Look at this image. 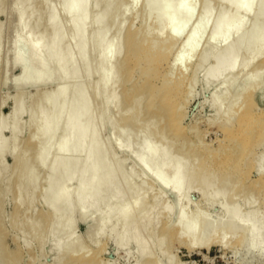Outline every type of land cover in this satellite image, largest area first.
<instances>
[{
	"label": "bare ground",
	"instance_id": "bare-ground-1",
	"mask_svg": "<svg viewBox=\"0 0 264 264\" xmlns=\"http://www.w3.org/2000/svg\"><path fill=\"white\" fill-rule=\"evenodd\" d=\"M3 1L0 0V15L4 14L2 9L5 10ZM110 1L69 0L59 12V7L53 2L50 4V0H10L8 11L18 13L13 22L16 32L9 49L10 63L20 68L19 77L11 81L15 86L29 83L38 86L31 95L16 91L11 97L9 114L0 117V264H15L21 260L20 249L9 253L4 245L7 224L13 230L26 225L25 231H21L19 238L14 237V241H20L25 248L35 243L39 251L35 258H43V247L46 242H51L57 264H103L98 259L103 252L102 244L90 256L88 250L85 252L83 239L97 245L105 233L118 249L132 247L135 264L169 262L171 257L166 253L171 238L189 248L197 244L199 228L211 222L206 214L198 213L199 206L206 204L218 208V223L212 225V233L203 245L208 247L217 243L224 247L230 241L226 236L231 231L238 234L234 237L236 243L245 242L250 249L257 248L264 253V216L259 212L264 198L261 203L252 200L256 198H253L254 194H261L255 187H261L264 192V150L255 153L256 148L264 147V108L259 112L255 110L264 107L261 105L264 89L259 87L261 75L258 73L264 71V60L247 73L257 51L264 50V32L256 39L253 32L255 24L264 22V11L262 15L257 12L246 32L245 39L255 41L250 52L234 58V49L239 46L235 41L225 49L220 47L213 51L217 44L227 39L226 31L236 12L241 11L242 23L264 6L263 0L255 4L249 0H217L212 5L210 0H201L196 17L195 0H143L142 15L146 20L153 17L154 24H149L150 29L147 24L146 30H132L129 23L126 34H123L126 19L121 16L122 11L134 7L138 0H112L114 4L108 8ZM224 1L229 8L225 11L227 14L208 33L209 36H203L206 46L198 51L202 34L196 30L199 35L196 36L193 28L201 32L200 29L206 27V17ZM56 2L62 5L61 0ZM175 3L181 5V11L169 9ZM94 8L99 10L93 13ZM182 10L187 12L183 21ZM60 16L66 17L64 26L56 22ZM190 23L193 28L188 30ZM72 27L76 30L67 34V45L79 43L78 48L69 52L65 45L56 51L59 38ZM3 29L0 25V35ZM91 36L94 37L92 41ZM92 46H96L97 54L92 60L89 58L96 51L88 55L85 64L87 69L97 66L96 81L91 83L93 86L89 85L79 73L82 89L72 98L68 97L69 68ZM121 46L125 47L123 51ZM52 62L56 63L54 67ZM240 62L242 69L235 71ZM203 66L202 81L206 87L218 81L222 83L221 78H225L222 83L225 92L214 98L210 105L214 115L212 122L218 119L226 122L235 117L237 125L225 131V146L220 145L222 148H215L214 152L208 151L197 138L198 134L193 135L198 146L190 141L183 145L182 140L180 149L171 151L174 143L171 138L168 140V135L177 140L194 131L183 125V109L191 95L189 85L194 81L195 72ZM120 72L123 74L118 79ZM56 79L60 83L50 92L38 88ZM240 79L244 80L242 88L233 92ZM90 97L96 99L93 101L96 105L82 111L83 103ZM52 98H59L61 104L70 103L71 108L53 117L56 106L49 104ZM25 114L23 122L21 116ZM78 114L80 118L76 120ZM85 118H89L86 129L81 123ZM61 119L65 121L64 131L57 147L50 150L56 136L54 128ZM99 122L100 126L102 122L109 125L108 137L102 138L104 126L99 129ZM27 128L33 131L22 142L20 136ZM3 131L10 133L8 138L1 136ZM38 136H42L40 140H37ZM5 154L12 158L10 165L3 162ZM128 161L139 169L136 170L133 163L126 167ZM99 162L103 163L101 172H97ZM45 168L48 174L45 173V183L41 178L44 185L39 188L37 182ZM250 169L256 170L257 181L249 180ZM65 170L70 173L64 183L52 186L54 180L64 178ZM167 178H171L169 186ZM149 181L171 195L173 205L160 204L158 189V194L147 197ZM241 182H249L250 186H240ZM190 191L198 193L200 199L188 215L186 207ZM9 200L14 202L15 208L6 216L3 208ZM89 200H94L93 204L88 205ZM38 204L43 210L34 217ZM171 207L175 211L173 223H170ZM98 209H101L100 213ZM224 218L228 222L224 227L228 233L220 232V229V233L215 232ZM78 222L86 225L83 237L74 236ZM199 223H202L200 227ZM233 235L229 234L230 237Z\"/></svg>",
	"mask_w": 264,
	"mask_h": 264
},
{
	"label": "rangeland",
	"instance_id": "rangeland-1",
	"mask_svg": "<svg viewBox=\"0 0 264 264\" xmlns=\"http://www.w3.org/2000/svg\"><path fill=\"white\" fill-rule=\"evenodd\" d=\"M5 1L2 2V4L5 5V7H4L5 10L2 9L4 11V14L2 13L0 15V25L4 28L3 33L0 35V77L2 78L1 79L2 82L0 83V117L7 116L9 114V112L11 110V97L16 93V91H23L24 93L31 95L35 92V89H37V86H38L34 83H29V84L21 85V86H15L14 83L11 81V80L15 79L16 77H19V75H20V68L17 66L14 67L10 63L11 54L9 52V49L11 47V39H12L14 33L16 32V28L13 26V22L18 17V13L16 11L9 12L8 10H9L10 0H5ZM61 1H62V5H60L59 2H58V4H59L58 5L56 0H50V4L53 2L54 5L59 7V8H57L58 11L62 12L64 5L69 0H61ZM195 1L197 3L196 4L197 8L195 7V9H194L195 13L194 12L193 13L196 17L200 11L199 6L201 5V3H200L201 0H198V2H197V0H195ZM216 1L217 0H210L209 4L212 5ZM249 1L251 4H255L259 0H249ZM226 2L227 1L222 2L220 4V7L217 10L210 12V14L206 17V27L204 29H200L201 32L198 30V28L194 29L193 26H191V23H190L189 27H187L188 30L193 28V32L196 36L198 35V33H196V30L202 34V36H200V38H201L200 40L202 41L201 43L203 45L200 42H198V46H199V47L197 46L199 48L198 51L206 46V44L204 43V40H202V39H204L205 36H209L208 33L211 32L215 28V26H217V24L221 21V19L225 16V14H227V13H225V11H226V9L228 10L229 8L225 6V4L227 5ZM138 3H139V5H138ZM113 4L114 3L111 0L108 3V8L112 7ZM142 4H143V0H140V1L138 0L137 4L134 7H128V8L123 9L122 13L124 12L126 14L125 15L123 13L121 15L126 19V20H124V21H126L125 22L126 24L124 23L125 26H124L123 34H126L127 30L129 29L128 28L129 23H130V26H132V30H139L140 28H141L140 30H143V28H144V30H146L147 29L146 27L149 26V24L151 25L154 22V21L152 22L153 17L149 18L148 20H146L144 18V15H142L143 14ZM6 5H7V8H6ZM263 5H264V0H263ZM2 8H3V5H2ZM169 9L174 10V11L175 10L181 11L182 7L179 3H175V4H172ZM98 10L99 9L94 8L93 13L97 12ZM263 11H264V6L261 9H258V11H256L255 15L253 13H251L249 15V17H247V19L242 23L240 22V18L242 17L241 16L242 13H241V11H237L236 15H235L236 17L232 20L233 21L232 24L228 27V29L226 31L227 32V39L220 42L219 44H217L213 48V51H215V50L217 51L218 49H220V47L221 48H224L225 46L228 47L229 45H231V42L233 44V42L235 41V42L239 43V46L236 47L237 48L236 50L234 49V53H235L233 56L234 58H238V57L240 58L243 53L250 52V50H252L254 48V42L255 41L254 40L249 41V40L245 39V37H246L245 35H246L247 30L253 24L255 17L257 16V12H260V15H262L261 12H263ZM182 13H183V15L181 17L182 18L181 20L183 21V18H185L187 16V12L185 10H182ZM135 18H136V21H135ZM65 21H66L65 16H60L56 20L57 24L60 26H64L65 24H63V23H65ZM147 22H149V23H147ZM151 26H153V25H151ZM151 26H149L148 29H150ZM190 26H191V28H190ZM75 30H76V28L72 27V28H69L63 32V35L61 36V38H59L57 47L55 49L56 51L59 50L60 48L64 47L65 45H67V37H66L67 34L70 31L73 32ZM253 32L255 33V39H256L261 33L264 32V22H260V23L255 24ZM110 33L112 34V32H110ZM111 34H110V36H111ZM89 39H90V41H92L94 39V37L91 36ZM78 46H79V43L70 42L67 45V50L69 52H71V51L77 49ZM120 49H121V51H123L125 49V47L121 46ZM94 52H95V54L93 55ZM197 53L198 52H196V54H194L193 61L196 59ZM96 54H97L96 46H92L89 51L83 52L80 59L78 61L74 62V64H72L70 66V68H69L70 74L68 73L69 78H70L69 79L70 85L66 89V93H67L68 97L72 98L73 95H75L76 93H78L82 89V87H81L82 78L79 77V73L83 74V78H85V80L87 79V83H89V85L93 81L94 82L96 81L95 79L97 78V76H95V74L97 75V71H96L97 66H93V69H87L86 64H85V61L88 60V55L89 56L93 55V57L89 58V60L90 59L92 60ZM233 57L231 56V58H233ZM233 60H235V59H233ZM263 60H264V50H261V52L257 51V56L255 57V59L250 61V66L247 68V73L252 70L251 67H253L254 65H258V64L262 63ZM228 62H229V60H228ZM55 64H56L55 62H52V67H54ZM164 69H165V67H164ZM239 69L240 70L242 69V62L237 64L235 71H237ZM240 70H239V72H240ZM203 73H204V66L199 67L197 69V71L195 72L194 81L191 85H189L191 95H189L187 97V100L185 102L184 109H183L185 112V116L183 119V125L188 127V128L190 127V130H194V131H192L193 133L189 132V134L191 136L190 135L186 136L185 137L186 140H184L185 138H179L177 140L176 139L173 140V137H170V135H168V137H169L168 140L171 138L170 141L172 143H174L173 145L171 143V145L174 146L173 148H171L172 149L171 151L176 150V149H180L179 146L180 145L182 146V144H181L182 140H183V145L185 142L190 141V142H193L194 145L198 146L197 144H195V141H194L195 137H193V135L195 136L196 134H198V135H196L197 138H199L201 143L207 147L208 151L212 152V150H213V152H214L216 149H219L221 146L222 147L225 146V141H224L225 131H227L231 127L235 128L237 125V119L235 117L232 118L230 121H226V122L224 121L225 119H218L216 122H212L214 119L213 118L214 115H213V109L210 107V105L214 101V98H219L220 95L223 92H225V90H224L225 88H223L225 85L224 84H223L224 86L222 85V83H224V81H225V78L224 79L221 78V80L223 81L222 83H220L221 81H218L217 84L207 85L208 87H206L202 81ZM258 73H260L259 75H261V81H259V84H260L259 87L264 89V71L258 72ZM122 74L123 73H121V72L117 74L118 79L121 78ZM256 76H257V74H256ZM255 79H257V78L255 77ZM59 83L60 82L57 79L56 80H50L49 82L47 81V82L41 84L38 88L41 89L42 91L50 92L54 87L58 86ZM219 83L221 84V86ZM243 84H244V80H241V79L237 80L233 92H238L240 90V88H242ZM92 86H91V91L93 90ZM116 87L117 86H114V88H116ZM87 90H90V89H87ZM118 90L119 89H116V91L115 90L114 91L118 92ZM88 92H89V94L91 93L90 91H88ZM97 93H99L98 89H97ZM94 97H95V95H94ZM94 97L88 98V100L85 101V103H83L82 111H83V109L86 111V110L90 109L93 105H96V103L95 104L93 103V101L96 102V99L95 100L92 99ZM263 99H264V97H263ZM263 99L261 102L262 106H264V100ZM49 104L51 106H56V110L53 111V114H52L53 117L57 116V114L59 112L64 111V110H69V108H71L70 103H68V102H66L65 104H61L59 98H52L50 100ZM260 108H264V107H256L255 110L257 112H259ZM82 111L80 110L79 112L81 113ZM79 118H80V114L75 116L76 120H78ZM25 119H26V114L21 116V121L24 122ZM103 122H102V126H104V127L100 126L101 125L100 122L97 125V127L98 128L100 127L99 129H101V127H102L101 135H102V138H105V137H108L110 128L108 127L109 125L107 126V124L103 125ZM81 123L83 125L82 128L86 129V127L89 125V118L83 119L81 121ZM64 126H65L64 119H61L60 122L55 126L54 131L56 133L55 134L56 136H55V139H53V142L50 146V150H52V148H54V147H57V144H59L60 134L64 131ZM32 131H33L32 128L25 129L20 136L21 141L25 142V139L27 138L29 133ZM101 131H99V132H101ZM9 135H10V133L8 131H3L1 134V136L5 139L8 138ZM81 135H83V131H82ZM189 136H190V139L188 140ZM39 137H42V136H38L37 140L39 139ZM103 140L104 139H102L101 141H103ZM175 141H176V143H175ZM222 142H223V145L220 144ZM175 144L178 148L175 147ZM263 150H264V147L263 148H256L255 153L263 152ZM184 151L185 150L183 148V152ZM183 152H182V154H183ZM204 157L205 156H202L201 159H204ZM262 158H263L262 160H264V153L262 155ZM3 160H4L3 162L5 165H10L12 163V158L9 156V154H5L3 156ZM141 160H142V158H141ZM141 160L139 159V161H141ZM132 163L133 162H130V161L126 162L125 163L126 167H130V164L132 166ZM133 165L135 166L136 170L139 169V167L137 165H135L134 163H133ZM97 166H98L97 172H101V170L103 168V163L99 162L97 164ZM250 170H249L250 175H248L249 180L252 182L257 181L258 180V174H257L256 170L255 169H250ZM68 171L69 170H65L63 179L54 180L51 185L54 187L55 186L57 187V185L58 186L62 185L64 183L65 178L70 173ZM42 172L43 173H41L40 181L37 182V186L39 188L41 186H43L45 183L44 179L46 177H44V176H45V173H46V175L48 174L47 168H45ZM42 177H43L42 181L44 183L41 181ZM167 180H168V182H166V184H168V186H169V184H170L169 181H171V178H169V179L167 178L166 181ZM242 184L246 185V186H250L249 182H245V183L241 182L240 186H242ZM150 187L152 190L149 189ZM147 188H148L147 194H146L147 197L153 196L154 194H158L160 192L159 193L160 199L158 200L160 202V204L167 202V204L170 203L171 205H173L174 198L171 195L169 196V194H167L166 192L159 190L154 184H152L151 181H149V186ZM157 189H158V193L156 192ZM252 189H253V187H252ZM255 190H256V192L260 191L261 194H258L257 196H256V194H254L253 198L254 197H256V198L252 199V200H254V201L258 200L257 202L261 203L260 201L263 200V198H264V196H263L264 194H262V193H264L263 189L258 186V188L255 187ZM199 199H200V195L198 193H196L194 191L189 192V194H188V201L189 202H188V207H186L188 209V210L186 209V213L188 215L191 214V209L195 205H197V203L199 202ZM93 202H94V200H89L88 205L93 204ZM103 205H101V207H103ZM106 205L107 204H105V206ZM263 205H260V207H259V212L261 215L263 214L262 216H264V206ZM14 208H15L14 202L13 201L11 202V200H9L3 208L4 215L7 216V215H10L11 213H13ZM199 208L200 209H198L199 210L198 213L201 214L202 216H205V214H206L208 216L206 218L209 219V217H210L211 219H209V221H211V222H208V224H204L205 226L202 223H199L198 226L200 227L202 224V226H201L202 228L201 227L199 228V235L196 239L197 244H195V246H193L191 248H189L186 244L179 243L178 241H176L174 239L172 240V238H171L169 240L171 242L168 241V245H167L168 251L166 253L169 255L167 257H169V258L171 257L169 259V262L172 261L173 264H179V263L180 264L181 263H183V264H264V253L259 251L257 248H251L250 249L245 242L236 243L235 242L236 238H234V237H237L238 234L235 232L232 233L231 231H229V234L231 233V235H233L235 233V235H233L231 237L229 236V234L228 235L226 234L227 240L229 238L230 241L228 240L229 243H227L224 247L222 245L217 244V243L210 244L208 247L203 245L202 243L204 241H206L209 238L208 236H210L212 233V230H211L212 225H215V222L218 223V220H217L218 208L216 206L210 207L207 204L201 205V206H199ZM20 210L23 214L24 208L21 207ZM36 210L37 211H35V214H34V212H33L34 215L32 214L34 217H35V215L37 216L42 212L43 206L41 204L36 205ZM100 210L101 209H98V212ZM172 210H174V207H171L170 223H173L175 220V211H172ZM38 211H39V214H38ZM188 211H190V212H188ZM200 211H201V213H200ZM30 215L31 214H29V213L25 214V216H30ZM188 215H187V218H188ZM190 217H191V215H190ZM192 218H190L191 221L193 220ZM215 218H216V220H215ZM213 220H214V222H213ZM188 221H190V220H188ZM227 223L228 222H227L226 218L222 219V221L219 223V227H217L214 231L216 232V230H217V233H218L219 229H220V232H222L224 230L226 233L228 230L226 231L224 229V227L226 226ZM210 224H211V226H210ZM24 226L26 227V225H24ZM24 226L21 225L22 230L21 229L20 230H18V229L13 230L10 228L9 224H7L5 226L7 234H6V237L4 239V245L6 247L7 252L16 253L20 249L19 253L21 254L20 255L21 260H18L19 263L17 261V263H15V264H57L54 260L55 255L51 249V242L48 241L45 243V245L43 247L44 255H43V258L40 259V258H35V257H37L36 255L39 256V251H38L37 245L35 243L32 242V244L29 245L31 247L34 244L32 246V249H31L30 247L25 248V246H23V244L20 241H17L19 244L14 241V237H16V236L20 237L22 235V232L25 231ZM85 226L86 225H84L82 223H79V222L76 223L75 229H74V236L75 237H83V234L86 232ZM200 229L203 231H201ZM198 243L200 244V246ZM100 244H102L101 247L103 248V252L98 257V259L103 264H135L136 263V258L134 257L132 247L128 246L126 248L127 251L125 249H122V248L118 249V247L115 246L113 239L110 238L107 235V233H105L103 236H101L97 245L92 244L90 241H88V239H83V246H85L87 248V249L85 248L86 250L85 249L84 250L86 253H88V251H89L90 256L93 254L94 250L98 249V247L100 248V246H98ZM18 246H20V247H18ZM26 249H29V250H27L28 252L31 251L33 253V251H34V254L32 255L31 252L29 253V255L26 254V253H28V252H26ZM21 250H22V253H21ZM129 251H130V253H129ZM30 255H31V258H29ZM34 255H35V257H34ZM33 257H34V259H32ZM166 262L168 264H170L168 262V260H162L161 264H167Z\"/></svg>",
	"mask_w": 264,
	"mask_h": 264
}]
</instances>
